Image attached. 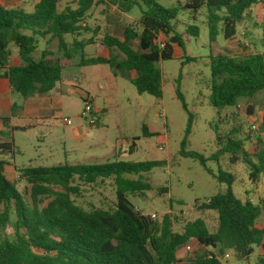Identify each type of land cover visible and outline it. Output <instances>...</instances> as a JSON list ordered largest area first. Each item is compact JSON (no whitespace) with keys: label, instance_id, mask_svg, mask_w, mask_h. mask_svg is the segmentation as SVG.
Wrapping results in <instances>:
<instances>
[{"label":"trees","instance_id":"obj_1","mask_svg":"<svg viewBox=\"0 0 264 264\" xmlns=\"http://www.w3.org/2000/svg\"><path fill=\"white\" fill-rule=\"evenodd\" d=\"M61 1L40 0L32 14L0 5V75L9 79L13 90L24 98L51 92L61 82L65 69L107 65L115 77L130 80L139 94L160 99L162 73L157 65L172 60L175 48L183 47V35L177 30L181 12H190L196 21L199 11L204 9L209 40L214 44L220 34L226 41L235 39L237 25L246 20L252 7L259 4L264 7V0H188L170 8L158 0H76V8L66 6L59 11ZM98 5L125 15L138 5L141 17L124 29L122 38L105 34L98 39L101 28L92 29L87 23L90 11ZM198 32V27L189 26L186 34L198 37ZM89 33L92 36L85 38ZM40 41H45L47 47L54 41L58 45L56 51L44 49L36 60L33 54ZM98 43L108 50L107 57L86 54L87 47ZM135 43L138 48L134 47ZM11 45L19 48L20 66H10ZM210 70L209 99L219 115L225 108L237 107L242 98L251 99L264 91V52L240 58L218 53L210 57ZM131 72L135 77L130 76ZM177 97L187 110L180 89ZM192 123L190 115L181 155L205 165L201 154L184 150ZM261 129L264 132V126ZM144 134L154 135L147 127ZM222 140L218 137L219 145ZM242 146V140L228 138L220 153H231V160L236 162L237 151ZM135 147L133 142L131 152ZM14 153L13 143L0 144V157ZM254 157L257 163L242 151L250 181L256 186L264 174V149ZM163 165L159 161H120L29 166L17 171L18 180H23L29 188V201H26L16 182L6 177V162L0 160V228L13 224L15 231L13 238L0 240V264H224L221 258L227 251H232L238 259H248L255 248L258 249L256 264H264V222L258 224L259 219L264 220V201L242 202L232 190L235 177L228 172L220 170L216 176L228 186L226 192L199 207L201 211L218 214L215 232L209 230L202 218L187 222L182 232H176L172 213L158 221L137 210L129 196H143L150 191L144 175ZM108 179L115 183L114 210L85 211L75 204L73 197L81 192L77 181L95 185ZM161 191L167 193L168 189ZM187 245L196 249L191 258L183 261L179 251Z\"/></svg>","mask_w":264,"mask_h":264},{"label":"rangeland","instance_id":"obj_2","mask_svg":"<svg viewBox=\"0 0 264 264\" xmlns=\"http://www.w3.org/2000/svg\"><path fill=\"white\" fill-rule=\"evenodd\" d=\"M75 1L64 0L59 9H63L66 4L75 7ZM158 1L165 8H170L188 0ZM139 5L144 9L142 3ZM140 17L141 8L138 5L126 15L114 8L105 10L104 5H98L90 11L87 23L92 29L101 28L98 39H102L105 34L122 38L124 29L138 22ZM192 18L190 12L180 13L177 30L183 35V47L175 48L172 60L162 61L157 65L162 73V98L158 99L146 93L139 94L130 80L115 77L107 65L74 66L65 69L72 76L63 83L65 93L61 114L50 117L51 126L41 124L25 132L11 133L17 150L15 149L14 157L9 155V162L19 169L28 166L87 165L120 161L164 162L163 166L144 175L151 190L143 196L131 195L129 200L143 215H156L155 220L158 221L165 214L172 213L176 232H182L187 222L199 218L206 221L211 232L216 231L218 214L214 211H201L199 207L207 204L212 197L226 192L228 186L216 178L220 170L234 175L232 190L242 202L250 200L256 204L264 201V174L255 186L249 178V167L242 159V151H245L250 155L251 161L257 163L254 155L264 149V132L261 129L264 126V91L251 99L242 98L237 107L225 108L220 115L209 99L211 56L229 53L231 57L240 58L264 52V7L260 4L252 7L246 20L237 25L238 38L231 45L222 34L214 44L210 43L204 9L199 11L196 21ZM189 26L198 27V37L186 34ZM91 36L89 33L84 37ZM67 39L71 40V37ZM56 44L55 41L51 45L54 50ZM134 47L138 48L137 43ZM44 48L41 43L33 55L36 60ZM86 52L89 57L108 56V50L99 43L88 47ZM130 76L134 77V72ZM178 89L184 97L187 110L177 97ZM87 93L95 101V107L100 110L96 112L98 124L92 127L86 121L89 116H84L88 99L85 101L83 97ZM15 95L23 98L18 93ZM190 115L193 123L184 150L201 154L205 165L181 155ZM63 118L70 119L71 125H67ZM144 127L154 135L145 136ZM218 137L223 139L221 145ZM228 138L243 141L242 150L237 151L236 162L231 160V153H220L221 148L227 145ZM133 142L136 147L131 152ZM161 147L164 149L160 150ZM9 176L12 180L16 178L14 174ZM76 183L81 189L80 195L73 197L78 207L85 211L114 210L116 192L113 179L95 185L78 181ZM16 184L25 200L29 201L27 184L18 179ZM163 188L168 189V192L162 193ZM263 222L261 218L258 224L262 225ZM14 234L13 224L0 228V240L13 238ZM187 246L179 251L183 261L191 258L196 249L189 245L191 249L187 250ZM226 253L230 258L223 261L224 264H256L258 258L257 248L248 259H238L232 251Z\"/></svg>","mask_w":264,"mask_h":264},{"label":"crops","instance_id":"obj_3","mask_svg":"<svg viewBox=\"0 0 264 264\" xmlns=\"http://www.w3.org/2000/svg\"><path fill=\"white\" fill-rule=\"evenodd\" d=\"M63 1L64 0H62L60 4ZM39 2L40 0H0V5L9 10H17L25 14H32L34 13L35 7ZM66 6H70V5L66 4L65 7ZM72 8H76V6ZM61 10L59 9V11ZM237 38L238 37L236 36L235 39L228 41V44L229 45L234 44L233 42L236 41ZM41 43H43L45 47L44 49L48 48L52 51H56L51 47L52 44L47 47L45 41H40L39 45ZM57 45L58 43L56 44V49H57ZM246 46H248V44ZM10 51H11L10 66L22 65V60L19 56V48L16 47L15 45H11ZM41 52L39 54V58ZM71 76L72 74H70L69 71L66 72L65 70H63L61 82H59L51 92L44 95L37 94L29 98L23 97L22 99H20L19 97H17V95H15L17 94V92L13 90L9 82V79L0 75V144L13 143V146L17 150L14 140H12L11 133L13 134V132L15 131L25 132L29 128L39 126L41 124L45 126H51L50 124L52 122L50 121V117L52 115L55 116L60 115L63 109V93H65L63 90V83L66 80V78ZM83 98L86 100L88 99V101L93 100L91 95L88 93L87 96ZM91 103L92 105L94 103L93 108L95 113L100 112V110L95 107V101L93 100ZM5 130L8 131L6 132ZM8 157L9 156L0 157V160H4L6 162L5 175L9 181L17 183V179H19V173L17 171L20 169L17 168L14 163L9 162V160L7 159ZM9 174H14L17 179L15 178L14 180H12Z\"/></svg>","mask_w":264,"mask_h":264},{"label":"built area","instance_id":"obj_4","mask_svg":"<svg viewBox=\"0 0 264 264\" xmlns=\"http://www.w3.org/2000/svg\"><path fill=\"white\" fill-rule=\"evenodd\" d=\"M161 46L163 47L164 46V43L161 44ZM97 114L95 113L94 111V108L92 106V104L90 102H86V105H85V110H84V116H89V117H86V121L88 123L89 126H96L98 124V118L96 116ZM63 121L67 124V125H71V120L70 119H67V118H63ZM164 148L161 147L160 150H163ZM153 219L156 218V215H152L151 216ZM191 247L188 246L187 247V250H190ZM230 258V255L229 254H226L223 258H221V261H225L227 259Z\"/></svg>","mask_w":264,"mask_h":264}]
</instances>
